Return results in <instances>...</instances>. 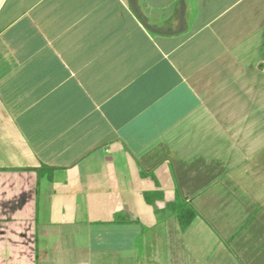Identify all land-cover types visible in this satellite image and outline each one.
<instances>
[{
	"label": "crops",
	"instance_id": "1",
	"mask_svg": "<svg viewBox=\"0 0 264 264\" xmlns=\"http://www.w3.org/2000/svg\"><path fill=\"white\" fill-rule=\"evenodd\" d=\"M184 2L0 0V264H264V0Z\"/></svg>",
	"mask_w": 264,
	"mask_h": 264
},
{
	"label": "trees",
	"instance_id": "2",
	"mask_svg": "<svg viewBox=\"0 0 264 264\" xmlns=\"http://www.w3.org/2000/svg\"><path fill=\"white\" fill-rule=\"evenodd\" d=\"M128 2L130 7L132 8V11L140 19L142 24L155 34L180 33L186 28L184 0H176L174 10V19L177 21L176 27H173L171 23H169V21L162 26H155L149 23L147 17L139 8L137 1L128 0ZM140 173L143 177H149L154 182V188L152 190L145 191L144 197L149 204H152L154 206L155 212L158 214V216L161 218L168 210H170L176 214L181 229H184L188 224H190V222L195 217V210L188 202L180 197L179 191H175V198L173 200L167 202L165 206L160 207L158 205V202L163 200L164 192L160 184L158 183L157 178L155 177L153 172H146L144 170H141Z\"/></svg>",
	"mask_w": 264,
	"mask_h": 264
}]
</instances>
